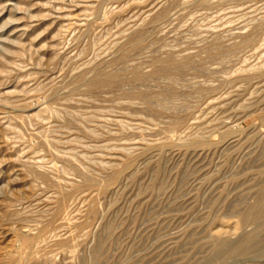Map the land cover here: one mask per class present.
<instances>
[{"label":"rangeland","instance_id":"rangeland-1","mask_svg":"<svg viewBox=\"0 0 264 264\" xmlns=\"http://www.w3.org/2000/svg\"><path fill=\"white\" fill-rule=\"evenodd\" d=\"M263 70L264 0H0V264H264Z\"/></svg>","mask_w":264,"mask_h":264},{"label":"bare ground","instance_id":"bare-ground-1","mask_svg":"<svg viewBox=\"0 0 264 264\" xmlns=\"http://www.w3.org/2000/svg\"><path fill=\"white\" fill-rule=\"evenodd\" d=\"M258 26V25H257ZM263 26V25H262ZM258 30V29H257ZM259 31V30H258ZM255 33V32H254ZM13 45V44H12ZM134 47V46H133ZM172 61V60H171ZM162 62V61H161ZM165 62V60L163 61V63ZM168 62H170V60H168ZM174 63V62H173ZM165 64V63H164ZM166 65V64H165ZM167 66V65H166ZM263 67V66H262ZM100 68V67H99ZM164 68H165V66H164ZM264 71V70H263ZM100 72V71H99ZM110 74V73H109ZM251 74V73H250ZM107 75H108V73H107ZM110 76V75H109ZM97 77V76H96ZM95 78V77H94ZM96 79V78H95ZM119 80V79H118ZM90 81V80H89ZM117 81V80H116ZM116 81H115V84H116ZM112 82H114V78H112V77H106V76H103V77H99L98 79H96V81H94V83H91V86L92 85H94V84H111ZM99 86V85H98ZM112 86V85H111ZM118 86V85H117ZM89 88V87H88ZM93 88H95V87H93ZM122 88V87H121ZM91 89V88H90ZM93 92V91H92ZM227 128V127H226ZM231 128V127H230ZM225 129V128H224ZM231 130V129H230ZM230 130H225L226 132H225V135L227 136V135H231V131ZM234 133V132H233ZM193 145H195V144H193ZM17 160V159H16ZM135 163V162H134ZM116 165V164H115ZM78 167V166H77ZM83 171V170H82ZM130 172V171H129ZM81 173H83V172H81ZM122 173V172H121ZM117 174V173H116ZM117 176V175H116ZM119 176V175H118ZM115 177V176H114ZM115 179H116V177H115ZM93 181V180H92ZM91 181V182H92ZM117 181V180H116ZM88 182V181H87ZM114 182V181H113ZM95 183V182H94ZM103 183V182H102ZM105 186V185H104ZM79 187H80V185H79ZM74 188V187H73ZM106 188H109V187H106ZM65 189V188H64ZM117 189V188H116ZM67 190H68V188H67ZM108 190V189H107ZM71 191V190H70ZM65 192V191H64ZM68 192V191H67ZM62 193V192H61ZM71 192H69V194H70ZM76 193V192H75ZM62 195V194H61ZM60 195V196H61ZM69 196V195H68ZM62 197V196H61ZM261 198V197H260ZM62 201V200H61ZM60 202V201H59ZM258 203V202H257ZM263 203H264V199H263ZM259 205V204H258ZM256 206V205H255ZM254 206V207H255ZM64 207V206H63ZM258 208V207H257ZM261 208V207H260ZM61 209V208H60ZM96 209V208H95ZM251 218V217H250ZM23 232H26V231H23ZM22 234V233H21ZM26 234V233H25ZM27 239H26V243H31L33 240H32V238H29V237H26ZM34 238V237H33ZM39 238V237H38ZM41 238V237H40ZM35 240V239H34ZM25 242V241H24ZM37 242V241H36ZM33 243H35L34 241H33ZM32 243V244H33ZM27 245V244H26ZM26 248V247H25ZM30 249V248H29ZM33 250V249H32Z\"/></svg>","mask_w":264,"mask_h":264}]
</instances>
